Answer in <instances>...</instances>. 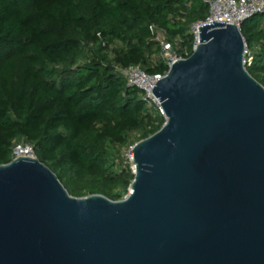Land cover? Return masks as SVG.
Returning <instances> with one entry per match:
<instances>
[{
  "label": "water",
  "instance_id": "obj_1",
  "mask_svg": "<svg viewBox=\"0 0 264 264\" xmlns=\"http://www.w3.org/2000/svg\"><path fill=\"white\" fill-rule=\"evenodd\" d=\"M151 90L121 200L77 197L38 157L0 165V264H264V85L239 28L203 25Z\"/></svg>",
  "mask_w": 264,
  "mask_h": 264
},
{
  "label": "trees",
  "instance_id": "obj_2",
  "mask_svg": "<svg viewBox=\"0 0 264 264\" xmlns=\"http://www.w3.org/2000/svg\"><path fill=\"white\" fill-rule=\"evenodd\" d=\"M209 14L204 0H0V165L30 143L71 195L123 199L135 178L126 152L166 119L119 69L166 72L151 26L186 58L191 25ZM241 32L264 85V14Z\"/></svg>",
  "mask_w": 264,
  "mask_h": 264
},
{
  "label": "built area",
  "instance_id": "obj_3",
  "mask_svg": "<svg viewBox=\"0 0 264 264\" xmlns=\"http://www.w3.org/2000/svg\"><path fill=\"white\" fill-rule=\"evenodd\" d=\"M209 5L210 14L206 20L194 22L191 25V31L194 36V49L199 44V31L203 25L213 23L215 21L225 22L236 25L241 31L242 24L257 14H264V0H204ZM151 30L155 33L156 40L162 48V56L167 65V71L162 73L150 74L139 65H131L126 68H120V72L125 76L130 85L136 86L142 93L143 100L162 116L165 112L162 108V101L159 102L151 92L152 88L163 79L170 68L180 59L184 57L180 55L177 49L178 43L165 37L163 30H158L155 25L151 26ZM254 55L246 44L244 52V66L248 69L253 64ZM18 157L36 158V150L33 144L19 142L13 148L12 160ZM125 159L131 164L133 172H135V163L133 157V147L125 154Z\"/></svg>",
  "mask_w": 264,
  "mask_h": 264
},
{
  "label": "rangeland",
  "instance_id": "obj_4",
  "mask_svg": "<svg viewBox=\"0 0 264 264\" xmlns=\"http://www.w3.org/2000/svg\"><path fill=\"white\" fill-rule=\"evenodd\" d=\"M130 189H131V186H130V188H129V192H130ZM129 192H128V193H129ZM127 195H128V194H127ZM127 195H126V196H127ZM126 196H125V197H126Z\"/></svg>",
  "mask_w": 264,
  "mask_h": 264
}]
</instances>
